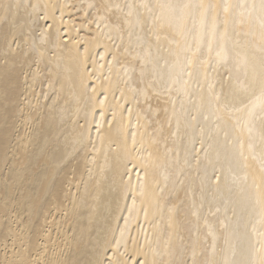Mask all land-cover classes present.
I'll use <instances>...</instances> for the list:
<instances>
[{"label": "bare ground", "instance_id": "bare-ground-1", "mask_svg": "<svg viewBox=\"0 0 264 264\" xmlns=\"http://www.w3.org/2000/svg\"><path fill=\"white\" fill-rule=\"evenodd\" d=\"M0 264H264V0H0Z\"/></svg>", "mask_w": 264, "mask_h": 264}]
</instances>
